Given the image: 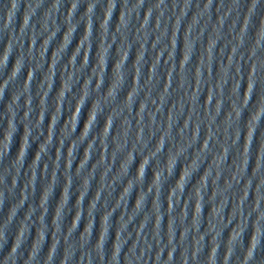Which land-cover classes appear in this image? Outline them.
I'll return each instance as SVG.
<instances>
[{"label": "water", "instance_id": "obj_1", "mask_svg": "<svg viewBox=\"0 0 264 264\" xmlns=\"http://www.w3.org/2000/svg\"><path fill=\"white\" fill-rule=\"evenodd\" d=\"M0 264H264V0H0Z\"/></svg>", "mask_w": 264, "mask_h": 264}]
</instances>
